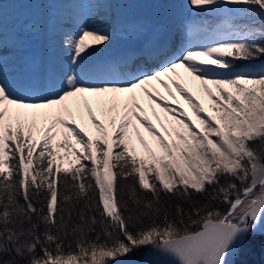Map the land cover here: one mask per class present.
Masks as SVG:
<instances>
[{"label":"snow or ice","instance_id":"obj_1","mask_svg":"<svg viewBox=\"0 0 264 264\" xmlns=\"http://www.w3.org/2000/svg\"><path fill=\"white\" fill-rule=\"evenodd\" d=\"M188 6L127 23L133 46L104 60L89 58L116 29L88 25L111 10L43 17L66 55L40 69L18 54L41 25L18 15L5 32L0 8V264H235L264 247V0ZM153 81L191 114L165 103L161 120Z\"/></svg>","mask_w":264,"mask_h":264},{"label":"rangeland","instance_id":"obj_2","mask_svg":"<svg viewBox=\"0 0 264 264\" xmlns=\"http://www.w3.org/2000/svg\"><path fill=\"white\" fill-rule=\"evenodd\" d=\"M66 1L69 2V4H66L67 6L66 8H69L71 10L74 9L75 7H79L77 11H87V12H93L98 10H111V12L108 15L101 14V16L98 17L102 21L100 27H94L91 26L90 24L88 26L90 28H99L104 30L116 29V31L113 32V39L115 42V47L118 50L133 46L128 40H126L123 37L121 33V29L127 23L133 21V19L142 20L149 25H155L158 22L162 21L165 18L166 14L169 13L172 8L179 9L180 4L183 5L184 13L188 14L189 16L193 14L188 6V0H178L180 4H174L175 2H177V0H112L111 3H93L92 0H66ZM123 2L127 3L128 8H133L134 10H136L137 7V13L139 11V14L134 15L133 13L130 14L129 17L122 19L117 13L116 7ZM44 4H46L47 11H40L38 14H36L37 11L36 7L39 6L44 7ZM58 4H59V0H25V3H21L19 2V0H0V8H2L3 26H7V25L11 26L15 22L18 15H22L26 17L27 21H32L35 22L37 25H41L42 18L53 15V11L56 9ZM162 11L164 13L161 14ZM105 20L107 22H103ZM123 20L124 22L122 23L121 21ZM48 32L50 33L47 27L41 25L37 31L25 35L24 49L22 52L18 54L23 66L31 69H37V64H35V62H37L35 55L39 54L41 47V37ZM177 39H179V37H177ZM94 59L101 60V58L98 55L95 56ZM142 66L145 67V70H150L153 68V66H151L149 61H146ZM177 71L180 72L181 74L182 77L181 83L185 84V86H187L189 90L192 91L194 96L200 98V96L203 94L198 90L199 89L198 82L191 81L190 77H188V75L184 73L183 69H177ZM165 79L167 78L165 77ZM169 83L171 86V82ZM173 92L174 93L176 92L175 87ZM169 98L170 99L168 101H165L167 104H170L177 108L182 107L185 110H188L189 113L191 114V110L188 108L187 104L183 101L179 93H176V100H173L171 96ZM177 101L180 102L179 105L177 104ZM205 106L207 107L206 101H205ZM163 114H164L165 123L167 124L166 116L168 114L164 112ZM148 118L154 124H156L151 117L148 116ZM139 127L145 139L148 140L149 143L151 144L152 137L149 136V134L147 133L144 127L141 126ZM162 130L163 129H161V131ZM66 164L67 162H65V166ZM246 250H244L241 255H243L246 252ZM247 252L250 253L249 250H247Z\"/></svg>","mask_w":264,"mask_h":264},{"label":"bare ground","instance_id":"obj_3","mask_svg":"<svg viewBox=\"0 0 264 264\" xmlns=\"http://www.w3.org/2000/svg\"><path fill=\"white\" fill-rule=\"evenodd\" d=\"M66 4H69V2L66 0H59V4L57 5L56 9L53 11V14L67 13L69 11H77L79 8V7H75L74 9L71 10L69 8H66L67 7ZM36 10H37L36 14H38L40 11H47L46 4H44V7L42 6L36 7ZM116 11L122 19L129 17L130 14H133V13L134 15L139 14V11L137 13V7H136V10H134L133 8H128V5L126 2H123L120 5H118L116 7ZM134 20L136 19H133V21ZM103 22H107V21L105 20ZM121 22L123 23L124 20ZM89 24L94 27H100V25L102 24V21L99 18H96L93 21H90ZM11 26L10 25L3 26L5 32H7L11 28ZM61 45H62V37H60L59 35H54L51 32L45 33V35L41 37V47H40L39 54L35 55V58L37 60V62H35V64H37V69H40L46 66L55 56L63 55L64 53L61 52ZM127 49L128 48L118 50L115 47V42L113 39L111 44H109L108 47H104L103 45H100L96 51L92 52V55L89 59L95 60L94 59L95 56L98 55L101 58V60H104V59H107L113 56H117L121 54L122 51L127 50ZM112 52H114V55H112ZM149 63L153 67L157 66L153 61L149 60ZM152 85L163 96V100L158 101V104L152 105V107L155 108L156 113L160 116L161 120L165 122L164 114L161 110V105L163 103H166L165 101H168L170 99L169 98L170 96L167 94V91L163 87H161L157 82L153 81ZM172 91H174V87L172 88ZM137 98L142 104H144L145 108L148 109V104H149L148 98L145 97L143 93L140 92L139 90H137ZM93 109L94 111L96 110L95 105H93ZM147 115L155 121L158 127H160L159 122L156 120V117L152 114L150 109L147 111Z\"/></svg>","mask_w":264,"mask_h":264},{"label":"trees","instance_id":"obj_4","mask_svg":"<svg viewBox=\"0 0 264 264\" xmlns=\"http://www.w3.org/2000/svg\"><path fill=\"white\" fill-rule=\"evenodd\" d=\"M255 63L257 65V67L264 66V57H261ZM242 64H244V65H242ZM246 65H247V62H236V67H238V69H243L244 67H246ZM236 183L239 185V181H236ZM193 199H195L201 203L207 202L205 197L200 196L199 194H194ZM233 199H234V197H233ZM175 203H180L185 208L189 207V205L186 201H182V200H178V199L169 201V204H175ZM213 206L221 212H225L227 210V208L229 207V205L219 203V202H216ZM247 250H249L250 253H248ZM247 250L243 255H240L239 257H237L236 264H264V247L261 248L259 236H257L255 242L252 245H250L247 248Z\"/></svg>","mask_w":264,"mask_h":264},{"label":"water","instance_id":"obj_5","mask_svg":"<svg viewBox=\"0 0 264 264\" xmlns=\"http://www.w3.org/2000/svg\"><path fill=\"white\" fill-rule=\"evenodd\" d=\"M260 227H261V230H264V219L261 220ZM158 258L162 262V264H178V260L171 256L159 255Z\"/></svg>","mask_w":264,"mask_h":264}]
</instances>
